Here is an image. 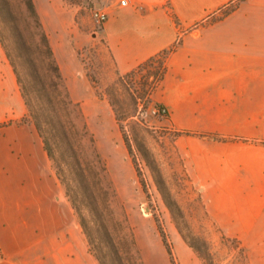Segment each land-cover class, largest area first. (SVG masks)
<instances>
[{
	"label": "crops",
	"instance_id": "0c3cea01",
	"mask_svg": "<svg viewBox=\"0 0 264 264\" xmlns=\"http://www.w3.org/2000/svg\"><path fill=\"white\" fill-rule=\"evenodd\" d=\"M95 4L116 73L173 47L151 97L210 222L264 264V0ZM26 111L0 44V264H99Z\"/></svg>",
	"mask_w": 264,
	"mask_h": 264
},
{
	"label": "rangeland",
	"instance_id": "374dc122",
	"mask_svg": "<svg viewBox=\"0 0 264 264\" xmlns=\"http://www.w3.org/2000/svg\"><path fill=\"white\" fill-rule=\"evenodd\" d=\"M96 1L33 0L49 44L61 56L59 65L53 53L72 101L74 146L96 200L95 213L87 207L82 210L85 221L94 227L93 245L86 237L87 249L93 253L100 246L105 264L118 262L111 244L124 264H136L133 248L142 264H208L191 246L195 245L210 255L211 264H251L254 257H248L242 241L210 222L175 151L176 133L169 128L166 114L153 112L158 105L147 85L151 77L141 71L117 79L90 12ZM10 4L17 26L40 48L36 60L49 75V61L26 0H10ZM18 121H31L28 110ZM57 185L61 193L56 197L70 202L64 184L58 181ZM72 215L79 222L73 207ZM101 228L106 230L107 242H100V231H95Z\"/></svg>",
	"mask_w": 264,
	"mask_h": 264
},
{
	"label": "trees",
	"instance_id": "16d2710c",
	"mask_svg": "<svg viewBox=\"0 0 264 264\" xmlns=\"http://www.w3.org/2000/svg\"><path fill=\"white\" fill-rule=\"evenodd\" d=\"M26 9L38 28L37 33L49 61L50 74L44 73L36 60L35 51L40 50L37 47L38 45H32V42L25 37L17 26L10 0H0V44L16 75L28 110V116L42 138L44 150L55 164L56 176L65 186V193L78 214L79 224L87 237L89 245H93L94 227L85 221L82 210L87 207L88 211L95 213L96 200L94 201L95 196L87 178L85 166L82 164L80 155L74 146L73 133H76V126L71 118L70 106L72 101L62 83L59 67L53 56L48 36L42 27L33 0H26ZM172 48L164 49L146 58L126 73H117V79H121L124 75L131 76L145 71L151 77L149 84L146 83L150 91L153 90L165 73V56ZM157 105L161 106L159 103ZM100 188L103 189V186ZM98 221L99 225L102 223L103 226V220L99 219ZM95 231H100L98 232L100 242L106 240L107 233L105 229L102 230L101 228V230L96 229ZM191 246L198 250L199 254L208 261V264L212 263L208 253H202L195 245ZM111 248V254L115 256V259H118L117 264H124L114 244H111ZM100 253V246H98L93 254L100 264H105L101 260ZM131 253L134 262L142 264L134 248Z\"/></svg>",
	"mask_w": 264,
	"mask_h": 264
},
{
	"label": "built area",
	"instance_id": "2783aa9c",
	"mask_svg": "<svg viewBox=\"0 0 264 264\" xmlns=\"http://www.w3.org/2000/svg\"><path fill=\"white\" fill-rule=\"evenodd\" d=\"M126 2H128V0H119L120 4H125ZM90 12L94 21L98 24L99 27H101L107 19V12L96 4H93L90 9ZM153 112L162 115H165L167 113L166 109L162 105L153 107Z\"/></svg>",
	"mask_w": 264,
	"mask_h": 264
}]
</instances>
